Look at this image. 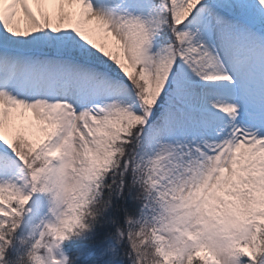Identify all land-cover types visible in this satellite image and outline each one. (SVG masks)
<instances>
[{
	"label": "snow or ice",
	"instance_id": "snow-or-ice-1",
	"mask_svg": "<svg viewBox=\"0 0 264 264\" xmlns=\"http://www.w3.org/2000/svg\"><path fill=\"white\" fill-rule=\"evenodd\" d=\"M0 264H264V0H0Z\"/></svg>",
	"mask_w": 264,
	"mask_h": 264
},
{
	"label": "rangeland",
	"instance_id": "rangeland-1",
	"mask_svg": "<svg viewBox=\"0 0 264 264\" xmlns=\"http://www.w3.org/2000/svg\"><path fill=\"white\" fill-rule=\"evenodd\" d=\"M19 22L21 23V26H23V20L22 17H18Z\"/></svg>",
	"mask_w": 264,
	"mask_h": 264
}]
</instances>
